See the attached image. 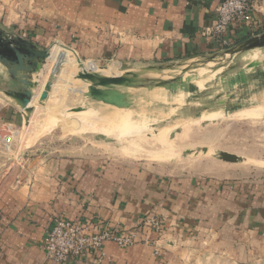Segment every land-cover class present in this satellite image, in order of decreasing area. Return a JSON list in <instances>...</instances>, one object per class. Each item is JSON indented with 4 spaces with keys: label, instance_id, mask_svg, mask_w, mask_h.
<instances>
[{
    "label": "crops",
    "instance_id": "crops-1",
    "mask_svg": "<svg viewBox=\"0 0 264 264\" xmlns=\"http://www.w3.org/2000/svg\"><path fill=\"white\" fill-rule=\"evenodd\" d=\"M221 1L0 0V21L41 48L61 45L81 61L149 73L223 50L209 31ZM252 1L254 23L230 32L232 47L264 33V0ZM4 145L1 135L0 264H98L97 253L70 263L46 254L56 217L136 234L125 248L106 242L100 264H189L195 255L264 263V173L172 174L106 154L35 157L21 170ZM146 216L160 217L162 230L141 223Z\"/></svg>",
    "mask_w": 264,
    "mask_h": 264
},
{
    "label": "rangeland",
    "instance_id": "rangeland-1",
    "mask_svg": "<svg viewBox=\"0 0 264 264\" xmlns=\"http://www.w3.org/2000/svg\"><path fill=\"white\" fill-rule=\"evenodd\" d=\"M2 23L1 26L13 31ZM253 51L234 53L223 49L204 58L156 65L155 72L148 73L126 71L117 63L97 65L81 61L65 46L54 45L46 67L38 75L34 101L40 103L46 83L56 63L61 61L60 73L47 100L35 105L29 125L25 126L24 119L18 115L15 102L4 91L0 92L4 155L12 161L17 159L21 170H27L28 160L35 157L106 154L158 165L172 174L261 175L264 173V48L260 53ZM252 62L258 64L251 65ZM82 72L106 77L130 72L140 80L134 85H114L127 95L129 104L121 107L87 96L93 83L79 78ZM6 75L0 65V84L5 89L15 88L7 84ZM80 109L84 115L104 124L99 123V127L112 132L102 134L91 127L78 130L73 122L65 127L62 121L50 127L54 117ZM222 153L237 155L239 161H225ZM189 264L233 263L220 256L195 255Z\"/></svg>",
    "mask_w": 264,
    "mask_h": 264
},
{
    "label": "water",
    "instance_id": "water-1",
    "mask_svg": "<svg viewBox=\"0 0 264 264\" xmlns=\"http://www.w3.org/2000/svg\"><path fill=\"white\" fill-rule=\"evenodd\" d=\"M263 47L264 33L251 37L230 49L232 52L237 53ZM51 50L52 47L41 48L30 40L0 25V65L4 67L9 79L14 82H7V84L15 87L12 89L4 88L2 91L23 110L25 126L29 125L31 117L35 112V107L30 105L35 90L39 87V83L35 80V77L42 71L48 58L51 56ZM256 64L258 62L251 63V65ZM147 70H156V68L149 67ZM59 73L60 67L57 66L46 83L45 91L40 99L41 104L47 100L56 81V76ZM78 77L93 83L89 86V92L86 93L87 96L121 107L128 106L127 95L115 89L114 85H134L137 80H140V78L132 76L130 72L125 75L112 77L82 72ZM102 86L106 87V89L100 88ZM221 157L229 162H237L239 160L237 155L231 153H222Z\"/></svg>",
    "mask_w": 264,
    "mask_h": 264
},
{
    "label": "built area",
    "instance_id": "built-area-1",
    "mask_svg": "<svg viewBox=\"0 0 264 264\" xmlns=\"http://www.w3.org/2000/svg\"><path fill=\"white\" fill-rule=\"evenodd\" d=\"M216 11L217 21L209 31L217 38L221 49H230L235 40L230 32H237L254 23V3L252 0H222ZM22 37L27 38V34L23 33ZM140 220L155 231L162 230L163 221L160 217L146 216ZM108 241L125 248L136 242V234L118 231L108 225L93 227L91 223L56 217L45 236L43 248L51 259L60 263H70L88 253H97V262L100 264L106 258L103 247Z\"/></svg>",
    "mask_w": 264,
    "mask_h": 264
},
{
    "label": "bare ground",
    "instance_id": "bare-ground-1",
    "mask_svg": "<svg viewBox=\"0 0 264 264\" xmlns=\"http://www.w3.org/2000/svg\"><path fill=\"white\" fill-rule=\"evenodd\" d=\"M259 48H255V49H253V50H258ZM49 59V58H48ZM48 61V60H47ZM61 63V61L60 62H58V63H56V65H55V68L57 67V66H59V64ZM46 65H47V62H46V64L44 65V67H43V69L46 67ZM61 65V64H60ZM60 67V66H59ZM43 69H42V71H43ZM42 71L40 72V73H42ZM39 73V74H40ZM39 74H37V76L35 77V80L37 81V82H39V80L37 79L38 78V75ZM154 77V76H153ZM35 93H36V90H35ZM35 93H34V96H35ZM32 107H35V110H36V106L35 105H41L40 103H39V100H37V101H34V97H33V100L31 101V104H30ZM250 114V113H249ZM63 122V125L65 126V124H69V123H74L75 124V129H87V128H97V131H99L100 133H102V134H105V133H111L112 131H110V129L108 130L107 128H102V127H99L98 125H100L99 123H101V122H99V121H97V120H95V119H92V118H87V117H85L82 113H78V110H75L74 112H70L69 114H64V116L62 115V116H56V117H54V119H52L51 121H50V123H49V125H50V127L51 128H54V127H56V126H58V124L60 123V122ZM68 122V123H67ZM102 125H104L103 123H102ZM60 126V125H59ZM101 126V125H100ZM63 127V126H62ZM66 127V126H65ZM74 128H72V129H74ZM71 129V128H70ZM66 130V129H65ZM91 131H93V130H91ZM164 133L166 132V130L165 131H163ZM81 133V132H80ZM95 134V133H94ZM162 135H164V134H162Z\"/></svg>",
    "mask_w": 264,
    "mask_h": 264
},
{
    "label": "flooded vegetation",
    "instance_id": "flooded-vegetation-1",
    "mask_svg": "<svg viewBox=\"0 0 264 264\" xmlns=\"http://www.w3.org/2000/svg\"><path fill=\"white\" fill-rule=\"evenodd\" d=\"M6 74H7V73H6ZM6 76H7L6 78H7V81H8V82H13L11 79H9L8 74H7ZM13 83H14V82H13Z\"/></svg>",
    "mask_w": 264,
    "mask_h": 264
}]
</instances>
